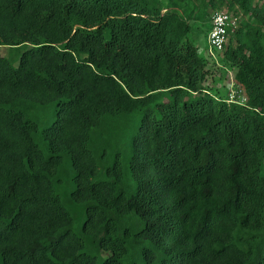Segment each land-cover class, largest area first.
<instances>
[{
    "label": "trees",
    "instance_id": "16d2710c",
    "mask_svg": "<svg viewBox=\"0 0 264 264\" xmlns=\"http://www.w3.org/2000/svg\"><path fill=\"white\" fill-rule=\"evenodd\" d=\"M0 264H264V5L0 0Z\"/></svg>",
    "mask_w": 264,
    "mask_h": 264
},
{
    "label": "rangeland",
    "instance_id": "374dc122",
    "mask_svg": "<svg viewBox=\"0 0 264 264\" xmlns=\"http://www.w3.org/2000/svg\"><path fill=\"white\" fill-rule=\"evenodd\" d=\"M259 3L264 5V0H256ZM240 19V17H239ZM194 26L192 31L189 34V38L195 41V43L199 46L200 50L204 53H208V37L206 34V31H203L199 27V23L193 22ZM3 51H6L4 48ZM216 59L213 60L210 58V64H213L215 74L217 81L220 82V84H224L222 86L223 91L230 93H235L236 97L245 100L243 92L234 84V69H232L229 64H225L223 61L220 60V57L216 53ZM208 56V55H207Z\"/></svg>",
    "mask_w": 264,
    "mask_h": 264
},
{
    "label": "built area",
    "instance_id": "2783aa9c",
    "mask_svg": "<svg viewBox=\"0 0 264 264\" xmlns=\"http://www.w3.org/2000/svg\"><path fill=\"white\" fill-rule=\"evenodd\" d=\"M212 27L208 34V52L216 57V53L223 50L229 41L230 33L238 28L240 19L233 13L216 9L211 15ZM231 100L236 99V94L231 93Z\"/></svg>",
    "mask_w": 264,
    "mask_h": 264
}]
</instances>
